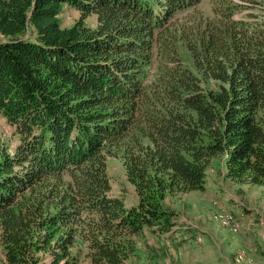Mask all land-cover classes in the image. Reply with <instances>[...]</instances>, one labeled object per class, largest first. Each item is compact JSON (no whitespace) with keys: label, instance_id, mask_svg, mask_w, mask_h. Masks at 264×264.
<instances>
[{"label":"trees","instance_id":"16d2710c","mask_svg":"<svg viewBox=\"0 0 264 264\" xmlns=\"http://www.w3.org/2000/svg\"><path fill=\"white\" fill-rule=\"evenodd\" d=\"M201 1L0 0L1 264H125L216 157L264 186V0Z\"/></svg>","mask_w":264,"mask_h":264},{"label":"rangeland","instance_id":"374dc122","mask_svg":"<svg viewBox=\"0 0 264 264\" xmlns=\"http://www.w3.org/2000/svg\"><path fill=\"white\" fill-rule=\"evenodd\" d=\"M212 1H201L199 8L205 15H212ZM78 16L77 10L66 5L61 13V23L63 26H70ZM95 18L96 16H91L90 23H95ZM180 50L185 61L190 63L186 48L182 46ZM156 68L157 63L154 62L149 73L155 74ZM0 133L9 141L15 140L11 126L1 114ZM108 172L113 192L122 194L128 202L133 201L134 187L127 179L125 167L120 158L109 157ZM206 184L207 188L204 191L194 190L169 196L167 203L178 213L177 223L172 229L175 232L162 235L159 241H155L157 248L153 247V249L149 247L150 244H147L146 240H138V249L125 264H235L237 252L247 247L239 250L238 248L245 243L251 245L248 247L253 252L256 249V255L254 253L253 255L259 264H264V250H261V244L258 242V239L263 238L264 235V186L241 185L224 177L220 157H216L208 169ZM214 200H218L222 208L232 210L240 216L241 226L238 232L229 231L212 218L213 212L218 207L214 204ZM251 211L256 215L257 221L252 216L254 225L244 227L242 221L244 214H249ZM183 231L192 234L186 237ZM216 232L223 239L222 242H214L210 239V236ZM198 237H201V240H198ZM162 241L165 244H162ZM144 247H149L150 251ZM2 260L3 253L0 247V264Z\"/></svg>","mask_w":264,"mask_h":264},{"label":"bare ground","instance_id":"6f19581e","mask_svg":"<svg viewBox=\"0 0 264 264\" xmlns=\"http://www.w3.org/2000/svg\"><path fill=\"white\" fill-rule=\"evenodd\" d=\"M214 204L218 207L215 212H213L212 218L231 232H238L241 226L240 216L235 214L232 210H227L219 206L218 200H214ZM198 240H201V237H198ZM162 244L165 243L162 241ZM235 261L244 264H259V261L253 255L252 249L249 247L239 250L236 254Z\"/></svg>","mask_w":264,"mask_h":264},{"label":"crops","instance_id":"0c3cea01","mask_svg":"<svg viewBox=\"0 0 264 264\" xmlns=\"http://www.w3.org/2000/svg\"><path fill=\"white\" fill-rule=\"evenodd\" d=\"M173 208V207H172ZM243 213V212H242ZM252 216H253V218H255V220L257 221V217H256V215H254V212L253 211H251L249 214H244V218H243V226L245 227V226H248V225H250V224H253L254 225V222L252 221ZM262 222V221H261ZM257 223V222H256ZM258 224V223H257ZM230 231V230H229ZM186 235V237L187 236H191V234L189 233V232H185V231H183ZM187 233H188V235H187ZM221 234H222V232H221ZM229 234H233L234 235V233H231V232H229ZM205 235V234H204ZM211 238V240L212 241H214V242H217V241H219V242H222L223 241V239L220 237V236H218V234H217V232L216 233H214V235L212 234L211 236H210ZM159 238H162V235L161 236H157V235H155L151 230H145L144 231V235H143V237L141 238V239H143V240H146V243L147 244H150V248L151 249H153V247H155V246H157V244L155 243V241H159ZM262 239V240H261ZM261 239H258V242L261 244V250H264V235H263V238H261ZM144 245V244H143ZM233 245V244H232ZM248 246H251L250 244H248V243H245V244H243V245H241L239 248H238V250L239 249H241L242 247H248ZM149 247H144V249L146 248L147 250H149L150 248ZM253 247V246H252ZM155 248H157V247H155ZM255 249V248H254ZM150 251V250H149ZM255 252H256V249H255V251L253 252L254 253V255H256L255 254ZM257 255H260L259 253H257ZM234 263H235V261H234ZM230 264V263H229ZM235 264H237V263H235ZM239 264V263H238ZM240 264H243V263H240Z\"/></svg>","mask_w":264,"mask_h":264}]
</instances>
